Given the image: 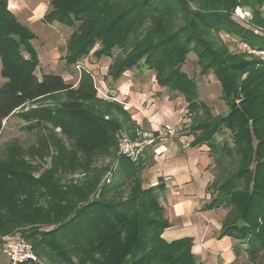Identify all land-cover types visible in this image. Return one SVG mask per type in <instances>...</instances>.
I'll use <instances>...</instances> for the list:
<instances>
[{
    "label": "trees",
    "instance_id": "1",
    "mask_svg": "<svg viewBox=\"0 0 264 264\" xmlns=\"http://www.w3.org/2000/svg\"><path fill=\"white\" fill-rule=\"evenodd\" d=\"M84 1H86L84 5L82 0L72 1L67 4L69 8L64 9L60 5L61 0H52L50 3L52 9L40 20L47 25L59 23L73 29L66 56L71 60L77 59L83 53L85 43L79 44L83 38L101 36L110 31L109 28H105L102 19L106 15L105 9L114 3V0ZM166 1L136 0L129 8L115 16L112 23L118 24L131 17L128 28L116 45L128 46L135 40L136 29H146L154 20L155 23L159 22L163 15L161 9ZM195 1L197 0H191L193 3ZM175 3L179 7H184L176 8L182 19L185 21L189 19L191 12L188 3L184 0H175ZM79 4L80 6H77ZM263 5L264 0H233L231 3L219 4L210 1L207 5L204 4L208 12L205 11V14L197 12L193 15L194 19L209 32H225L238 39L243 46L246 45L253 51L264 52V16L259 9L257 10ZM236 6L251 7L252 20L245 22L234 18L229 10ZM220 9L225 11H219ZM149 33L151 35L148 30L146 35ZM142 34L141 30L139 35ZM34 39L35 33L20 23L9 9V0H0V57L3 63L2 75L6 79L0 87V132L3 129V121L16 110L24 109L30 103L41 99L64 93L68 101L58 106L54 112L56 116L66 119L69 124H80L103 139L114 140L122 132V124L116 118L99 114L87 106L99 96L92 72L81 68L76 84L65 80L62 74L39 75L38 52L31 44ZM148 39H151V36L148 35ZM200 42L191 35L184 42H181L179 36L169 35L146 46L139 47L142 44H138L122 62L118 72L123 74L139 66L144 60L145 64L155 71L159 87H171L181 91L186 98L189 111L196 117L201 105L196 99L198 92L194 86H190L185 74H179V70L191 51L198 54L201 67L215 70L224 92L227 96L233 97L235 103L231 107V112L222 118H213L211 110L205 105L204 110L209 121L191 130L193 144L194 146L205 144L217 134L230 131L233 146L226 141L223 144L210 145L213 159L210 167L215 180L208 185L207 190L212 198L205 209L229 208L223 220L222 236L245 245V248H239L242 250L238 252L239 254L257 258L264 252V57L251 54V60H241L239 56H235L231 60L234 62L229 66L230 75L227 73L222 77L220 72L223 69V61H220L213 52H209L210 49L203 45L199 46ZM76 43L80 46L76 47ZM236 91H239L240 95H237ZM239 99L240 103L237 104ZM197 130L205 131L200 139H197ZM122 163L123 168L119 175L111 178L112 180L101 189V202L83 205L75 213L68 195L62 192V189L35 176L23 164L16 167H10L9 164V167L0 170V235L23 229L34 222L50 224V228L42 232L41 242L33 244L29 237L24 238L33 245L37 254L36 250L43 242L56 248L67 245L75 248L78 244L84 243L85 237L98 234L106 222L111 220L121 222L119 211L137 209L161 212V199L167 191L164 180L160 178L157 185L144 187L138 176L141 171L139 164H132L126 159L122 160ZM127 176L138 177L129 181L134 195L124 200L125 202L106 200L112 191L123 188V180ZM157 223L162 225L160 224L158 228L159 232L152 234L151 237L153 240L159 238V244L141 259L143 264H147L150 256L157 261L169 250L177 256L168 264H203L192 252V239L184 238L168 243L162 237L164 231L171 226L169 222L154 220L143 229L153 230L154 224ZM105 229L110 230L109 227ZM30 239H34L33 236ZM38 252L41 254L40 249ZM58 252L51 255L43 252L42 255H50L49 258L52 260L54 258L62 262ZM24 264L43 263L38 258L37 262Z\"/></svg>",
    "mask_w": 264,
    "mask_h": 264
},
{
    "label": "rangeland",
    "instance_id": "2",
    "mask_svg": "<svg viewBox=\"0 0 264 264\" xmlns=\"http://www.w3.org/2000/svg\"><path fill=\"white\" fill-rule=\"evenodd\" d=\"M51 1L14 0L15 3L9 7L16 19L28 26L36 35V39L31 44L38 52L40 62L37 68L38 74H62L65 80L76 84L81 68H86L94 75L99 90L98 98L87 106L99 114L116 118L122 124L123 129L114 140H108L80 124H69L66 119L54 113L62 102L68 101L66 95L64 93L53 95L30 103L24 109L16 110L3 121V129L0 132V170L9 167V164H11L10 167L23 164L35 176L62 189V192L68 195L74 213L83 205L101 202V189L119 175L123 168L122 160L126 159L132 164H139L141 171L138 176L143 181L144 187H147L146 183L150 182L151 177L161 171L162 166H150L153 162L152 156L155 155L154 150L150 151V149L160 141L158 137H162L168 127L165 126L166 128L159 129V133L155 131L156 133L150 135H145L146 128L137 129L131 119L132 113L136 110L129 109L128 106L131 95L134 94L136 99H142L140 103L145 111L151 109L152 112L167 115L174 126L170 129L182 128L181 131L188 132V134H191L192 129L209 121L204 110L205 105L211 110L213 118H222L231 112V107L235 103L233 97L227 96L224 92L215 70L201 67L198 54L191 51L179 70V74H185L190 86H194L198 92L196 99L201 105L196 117L192 116L182 92L171 87H159L155 71L151 70L144 60L139 66L123 74L118 72L122 67V62L131 54L133 48L138 44H142L139 47L146 46L169 35L179 36L181 42H184L191 35L195 40L201 41L199 46L203 45L210 49L209 52H213L220 61H223V69L220 72L222 77L230 72L229 66L231 62H234L231 60L235 56H239L241 60H251V54L264 57V52L255 51L254 53L252 49L248 51L238 39L232 38L225 32H209L194 19V13L208 12L204 4L207 5L210 1L219 4L221 2L231 3L233 0H197L194 3L191 0H184L188 3L189 12H191V17L186 21L176 9L184 7H179L175 0H167L161 9L163 13L161 20L157 23L154 20L153 24L150 22L146 29H136L135 40L124 47L116 45V42L124 35L131 22V17L122 20L119 24L112 23V19L129 8L136 0H114V3L109 4L105 9L106 15L102 19L105 28H109L110 31L101 36L86 37L79 41L80 45L85 43V47L83 53L73 61L66 58L67 45L74 32L72 28L59 23L47 25L40 20L31 22L32 15L39 7L47 5L49 10L52 9ZM72 1L76 0H61L60 5L66 9V7L69 8L67 4ZM85 2L82 0V5ZM258 9L264 16V5ZM219 11H225V9ZM229 11L237 20L250 22L253 17L251 7L236 6ZM141 30L143 34L139 35ZM148 30L151 32V35L148 34L151 39H148L146 35ZM79 44L76 43L75 46L78 47ZM2 68L3 63L0 57V87L6 82L2 75ZM124 87L133 89L131 90L133 94ZM235 93L240 95L239 91ZM147 98L155 103L147 107L150 101ZM159 98L170 99L173 102H161ZM239 98L242 97L239 96ZM240 99L237 104L240 103ZM181 112L184 120H182ZM204 134V130H197V139ZM230 134V131H224L223 134H217L210 142L201 143L197 147L212 158L210 154L212 143L223 144L226 141L233 146ZM124 142L134 146L137 152L142 150L138 158L122 152L121 146ZM212 161L213 159L208 162L212 164ZM210 163L207 166L212 170ZM131 178L135 180L138 177L127 176L123 180V188L112 191L105 199L119 203L131 198L134 195L130 189ZM224 210L227 213L229 208ZM119 212L122 217L121 222L116 220L106 222L98 234L85 237L84 243L78 244L75 248H72V245L56 248L43 242L36 250L37 257L43 264H143L141 259L159 244V238L153 240L151 235L159 232L158 228L161 223L154 224L155 229L153 230L143 228L154 220L170 223L169 210L162 203V211L158 213L137 209ZM50 226L44 222H34L23 229L0 235V247L4 243L26 237H29L33 244H37L42 241L40 239L42 232ZM107 227L110 230H106ZM32 236L34 239H30ZM39 249L41 254L38 252ZM57 251H59L62 262L49 258ZM43 252L50 255H42ZM176 256L172 250H169L157 261L150 256L147 264H168ZM6 261V256L0 252V264H5ZM236 262L264 264V252L257 258L243 254Z\"/></svg>",
    "mask_w": 264,
    "mask_h": 264
},
{
    "label": "crops",
    "instance_id": "3",
    "mask_svg": "<svg viewBox=\"0 0 264 264\" xmlns=\"http://www.w3.org/2000/svg\"><path fill=\"white\" fill-rule=\"evenodd\" d=\"M12 3H15L14 0H9V7ZM48 10L47 5L39 7L32 15L31 22L41 20ZM124 89L133 94L131 91L133 89L128 87ZM118 90L122 89L118 88ZM159 99L161 102H173L170 99ZM141 100L136 99L133 94L128 105L129 109L136 110L132 113L131 119L137 129L146 128L145 135H150L159 133V129L166 128L165 126L168 127L167 130L174 127L167 115L152 112L151 109L145 111L141 107ZM147 100H150L147 107L155 103L152 99L147 98ZM180 114L184 120L182 112ZM181 130L182 128L172 130L173 136H167L164 142H156L157 144L150 149L155 153L152 156V165L162 168L151 177L149 183H146L147 187L157 185L160 178L167 187L161 200L169 210L171 226L164 231L162 237L169 243L184 238L192 239V252L203 264H239L236 261L243 255L238 253L242 251L239 248H245V245L230 237L222 236L226 211L223 208L205 209L212 198L207 190L208 185L213 182V174L207 166L212 158L199 147L194 146L193 135ZM2 248L3 246L0 247V252Z\"/></svg>",
    "mask_w": 264,
    "mask_h": 264
},
{
    "label": "built area",
    "instance_id": "4",
    "mask_svg": "<svg viewBox=\"0 0 264 264\" xmlns=\"http://www.w3.org/2000/svg\"><path fill=\"white\" fill-rule=\"evenodd\" d=\"M244 47L246 50L251 51L248 46L245 45ZM253 52L255 53V51ZM173 135V131L168 129L167 132H165L162 137H158V139H160V142H164L167 136ZM121 147L122 152L134 158H138L140 152L142 151H135L134 146H131L128 142L122 143ZM157 151L158 150H156V152ZM2 253L7 258L5 264H24L34 263L38 261V257L33 249V245L24 238H19L11 242L4 243Z\"/></svg>",
    "mask_w": 264,
    "mask_h": 264
}]
</instances>
